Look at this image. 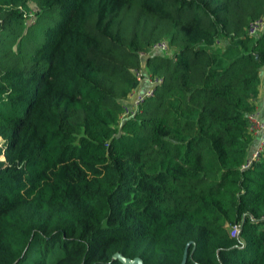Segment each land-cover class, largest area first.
I'll return each mask as SVG.
<instances>
[{"label": "trees", "instance_id": "1", "mask_svg": "<svg viewBox=\"0 0 264 264\" xmlns=\"http://www.w3.org/2000/svg\"><path fill=\"white\" fill-rule=\"evenodd\" d=\"M264 0H0V264H264ZM166 41L170 55L151 47ZM144 66L162 79L119 127ZM238 234L231 236L233 227Z\"/></svg>", "mask_w": 264, "mask_h": 264}, {"label": "built area", "instance_id": "2", "mask_svg": "<svg viewBox=\"0 0 264 264\" xmlns=\"http://www.w3.org/2000/svg\"><path fill=\"white\" fill-rule=\"evenodd\" d=\"M246 32L250 37H257L264 33V12L258 18L251 20L246 27ZM150 53L159 52L168 54L169 46L166 41H160L155 43ZM146 53L140 54L142 62L141 68L134 71V76L138 80V85L128 94L122 104V113L119 118V127L125 120L133 118L140 110L143 103L155 93L156 87L162 84V79L154 77L147 72L144 66ZM251 128L250 131L254 136H257V141L252 147L251 152L243 165V169L250 168L251 165L259 160L264 151V121L259 120L256 114L250 116ZM238 234V227H233L231 236Z\"/></svg>", "mask_w": 264, "mask_h": 264}, {"label": "crops", "instance_id": "3", "mask_svg": "<svg viewBox=\"0 0 264 264\" xmlns=\"http://www.w3.org/2000/svg\"><path fill=\"white\" fill-rule=\"evenodd\" d=\"M260 79H261V83H260V96L256 100V112H255V114H256V116H257V118L259 120L264 121V68L261 70ZM253 138H254L253 145H255V143L257 141V139H256L257 136H254L253 135ZM250 152H251V150L249 151V154H250Z\"/></svg>", "mask_w": 264, "mask_h": 264}, {"label": "water", "instance_id": "4", "mask_svg": "<svg viewBox=\"0 0 264 264\" xmlns=\"http://www.w3.org/2000/svg\"><path fill=\"white\" fill-rule=\"evenodd\" d=\"M189 245H190V243H188L186 245V248H185L184 253H183V258H182V261L180 264H185V262H186L187 249H188ZM113 259L118 260L122 264H143L139 258H134V259L125 258L119 253H115L113 256Z\"/></svg>", "mask_w": 264, "mask_h": 264}, {"label": "rangeland", "instance_id": "5", "mask_svg": "<svg viewBox=\"0 0 264 264\" xmlns=\"http://www.w3.org/2000/svg\"><path fill=\"white\" fill-rule=\"evenodd\" d=\"M170 53H171V50L168 52V55H170ZM171 56V55H170Z\"/></svg>", "mask_w": 264, "mask_h": 264}]
</instances>
